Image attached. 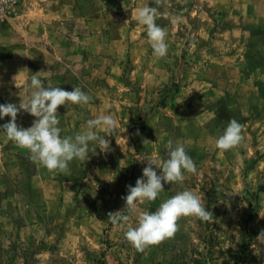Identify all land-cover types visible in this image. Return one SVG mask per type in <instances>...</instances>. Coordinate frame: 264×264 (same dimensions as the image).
Segmentation results:
<instances>
[{"label": "rangeland", "instance_id": "obj_1", "mask_svg": "<svg viewBox=\"0 0 264 264\" xmlns=\"http://www.w3.org/2000/svg\"><path fill=\"white\" fill-rule=\"evenodd\" d=\"M144 6L161 13L164 58L136 19ZM33 75L91 97L58 107L61 136L103 113L117 130L105 136L110 151L90 142L88 160L59 174L9 141L2 126L11 118L0 119V264H264V0H0V104L23 103ZM35 119L21 110L16 123ZM230 119L244 139L221 151ZM169 139L197 172L164 183L138 212L191 190L213 219L183 217L174 238L141 253L108 213L124 210L146 159L168 158Z\"/></svg>", "mask_w": 264, "mask_h": 264}, {"label": "clouds", "instance_id": "obj_2", "mask_svg": "<svg viewBox=\"0 0 264 264\" xmlns=\"http://www.w3.org/2000/svg\"><path fill=\"white\" fill-rule=\"evenodd\" d=\"M165 0H155L157 6L163 5ZM161 15L158 7H141L136 19L146 27L148 42L153 54L164 58L168 54L169 45L166 41L167 30L156 23ZM176 16L172 23L180 21ZM39 73V72H37ZM30 96L19 106L12 103L0 104V119L10 117V122L2 126L6 138L14 142L21 149L30 153V159L46 168L49 172L59 174L70 173L69 164L73 160L87 161L89 158V144L96 143L103 152L110 151V141L105 136H111L117 130V121L110 113H103L98 117L87 120L86 128L76 132L74 136H61L58 107L68 103L81 107L90 103L91 97L80 87L71 91L61 87L44 86V82L33 75L30 79ZM23 110L36 119L31 127L24 128L17 125V115ZM243 124L236 119H230L223 134L215 142L217 149L229 151L238 147L243 139ZM105 134L100 135V131ZM117 142V141H116ZM150 141L144 140V144ZM168 158L146 159L147 166L143 175L136 180L135 186H128V194L123 211L109 212L108 218L113 225L125 228V239L138 251L145 252L150 246H157L167 239L175 237L180 230L178 221L183 217L193 216L205 222L213 219V213L207 210L199 195L191 190L178 192L171 198L163 201L154 212H138V205L155 201L164 191V183L182 184L184 173L195 174L197 168L194 160L187 153L186 147L169 139L166 144ZM96 150V149H95ZM160 169V174L154 170ZM137 223L132 226L133 216ZM264 238V231L258 237Z\"/></svg>", "mask_w": 264, "mask_h": 264}]
</instances>
